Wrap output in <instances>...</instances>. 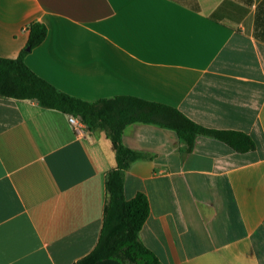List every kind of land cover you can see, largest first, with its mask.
Listing matches in <instances>:
<instances>
[{"label":"crops","instance_id":"obj_1","mask_svg":"<svg viewBox=\"0 0 264 264\" xmlns=\"http://www.w3.org/2000/svg\"><path fill=\"white\" fill-rule=\"evenodd\" d=\"M222 1L0 0V57L42 23L24 62L59 90L137 97L252 138L241 153L198 136L187 152L171 129L125 126L122 143L146 156L125 169L124 196H146L139 238L162 264H264V0ZM67 117L0 98V264H75L98 241L114 152Z\"/></svg>","mask_w":264,"mask_h":264},{"label":"trees","instance_id":"obj_2","mask_svg":"<svg viewBox=\"0 0 264 264\" xmlns=\"http://www.w3.org/2000/svg\"><path fill=\"white\" fill-rule=\"evenodd\" d=\"M231 0H223L218 8ZM249 5L252 0H243ZM240 7V6H239ZM217 8V9H218ZM245 13L247 7H240ZM25 46L15 58L0 57V98L30 100L43 108L55 109L76 117L89 131H104L114 152L115 165L106 173V200L102 226L95 247L75 264H162L139 238V231L149 214L146 196L138 192L131 199L124 196V171L131 162L146 154L122 143L126 125L152 123L173 130L190 152L198 136L217 139L237 152L255 148L252 138L235 130L204 127L187 118L177 109L132 96H114L86 101L69 95L33 72L24 62L25 55L40 44L46 28L40 22L29 25Z\"/></svg>","mask_w":264,"mask_h":264},{"label":"built area","instance_id":"obj_3","mask_svg":"<svg viewBox=\"0 0 264 264\" xmlns=\"http://www.w3.org/2000/svg\"><path fill=\"white\" fill-rule=\"evenodd\" d=\"M67 119L75 130H78V128L82 126V123L76 117L72 115H68Z\"/></svg>","mask_w":264,"mask_h":264}]
</instances>
